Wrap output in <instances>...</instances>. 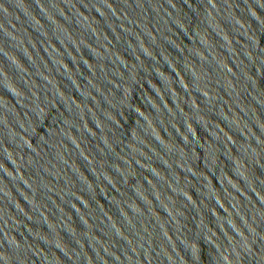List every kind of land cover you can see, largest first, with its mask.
I'll use <instances>...</instances> for the list:
<instances>
[{
	"label": "water",
	"instance_id": "water-1",
	"mask_svg": "<svg viewBox=\"0 0 264 264\" xmlns=\"http://www.w3.org/2000/svg\"><path fill=\"white\" fill-rule=\"evenodd\" d=\"M0 264H264V0H0Z\"/></svg>",
	"mask_w": 264,
	"mask_h": 264
}]
</instances>
